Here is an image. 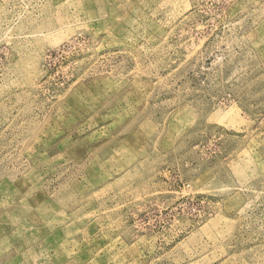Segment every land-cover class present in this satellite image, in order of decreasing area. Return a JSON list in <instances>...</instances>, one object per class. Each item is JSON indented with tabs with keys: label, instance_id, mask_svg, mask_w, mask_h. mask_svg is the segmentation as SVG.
<instances>
[{
	"label": "rangeland",
	"instance_id": "rangeland-1",
	"mask_svg": "<svg viewBox=\"0 0 264 264\" xmlns=\"http://www.w3.org/2000/svg\"><path fill=\"white\" fill-rule=\"evenodd\" d=\"M0 264H264V0H0Z\"/></svg>",
	"mask_w": 264,
	"mask_h": 264
}]
</instances>
